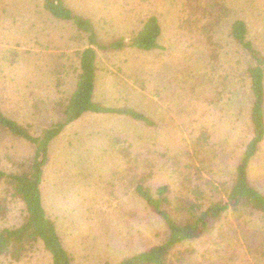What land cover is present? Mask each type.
<instances>
[{
  "label": "rangeland",
  "instance_id": "374dc122",
  "mask_svg": "<svg viewBox=\"0 0 264 264\" xmlns=\"http://www.w3.org/2000/svg\"><path fill=\"white\" fill-rule=\"evenodd\" d=\"M40 2L0 0V110L32 125L36 135L60 119L48 112L50 105L47 103L56 96V91L43 75V67L49 55L66 50L62 45L68 43L71 36L68 26L42 16ZM68 2L72 3L73 10L91 15L93 19L100 17L99 23L115 34L136 30L153 15L160 19L163 28L161 50L152 53L128 50L103 57L104 69L114 74L105 73L98 92L99 100L114 106H133L154 119L157 127L149 128L124 117L85 116L69 126L52 145L42 186L47 213L57 224L72 264H116L162 244L167 228L161 218L148 211L144 203L128 191L129 180L124 175L115 176L114 172L125 169L126 162L121 154L110 151L113 136L125 137L136 146L137 152L151 147L164 156L173 157L190 149L193 140L208 131L216 156L204 157L205 162L199 171L193 172L192 180H195L194 188L204 192L210 185L215 188L214 195L207 192L205 206L220 195L225 199L224 191L233 182L240 157L252 137L251 95L243 82L244 60L247 59L242 58L235 44L224 40L226 51L218 66L216 64L217 77L202 72L208 67L204 61L205 51L184 37L180 29L181 18H184L183 0ZM230 3L234 17L247 21L252 39L264 53V0H230ZM69 43L74 46V42ZM182 70L185 73L198 71L197 83L193 80L192 84L202 85L201 92L185 93L186 98H182L181 87L175 82ZM226 74H230L235 84L233 88L220 100L217 93L214 100H206L213 96L215 88L206 82L218 84V76ZM130 75L140 79V86L133 83ZM73 84L71 81L64 88L66 94L72 92ZM234 94V100L229 101L227 96ZM37 102L45 103L39 105L41 110L35 109ZM34 153L32 144L0 131V169L19 173L33 159ZM171 165L172 162L165 159L160 167L152 170L148 184L152 183L154 192L165 183L179 186ZM250 182L264 195V143L252 162ZM192 196L195 195L191 193ZM0 202L4 206L0 229L19 227L25 216L24 205L13 199L2 184ZM252 219L250 222L255 225L264 226V220ZM223 223L231 226L227 228L229 239L221 241L214 230L212 235L176 252L170 264H183L187 254L189 264H212L218 258L217 252L230 241L235 246L230 250L236 255L232 254L225 264H264V257L251 255L247 249L243 251L245 248L240 249L236 237H231L232 229H242L232 213ZM249 224L245 222L242 226L250 228ZM227 253L222 250L220 256L225 257ZM213 255L217 256L214 261L204 260ZM0 264H52V259L38 244L21 262L0 258Z\"/></svg>",
  "mask_w": 264,
  "mask_h": 264
},
{
  "label": "trees",
  "instance_id": "16d2710c",
  "mask_svg": "<svg viewBox=\"0 0 264 264\" xmlns=\"http://www.w3.org/2000/svg\"><path fill=\"white\" fill-rule=\"evenodd\" d=\"M230 4V0H183L184 18H181L180 29L184 37L191 39L205 51L204 61L208 67L205 68L206 72L201 71L209 77L210 74L217 77L216 74L219 73L216 64L218 66L224 54V40L235 44L242 58L247 59L244 60L246 62L243 82L251 95L252 137L240 157L234 180L224 191L225 199L220 195L214 201H209L207 206L203 204L207 192L214 195L215 188L210 185L206 192L194 188L195 180H192V177L193 172L199 171L201 164L205 162L204 157L216 156V149L210 143L211 136L208 131L195 138L190 149L182 150L173 157L164 156L161 151L151 147L138 149L137 152L136 146L125 137L113 136L110 151L121 154L126 162L125 169L114 172L115 176L124 175L129 180L128 191L131 190L148 211L161 218L167 228V236L162 244L116 264H170L171 257L176 252L200 241L214 230L224 242L230 238L227 228L231 226H225L223 223L229 213L241 223V230H231V237H236L240 242V249L244 247L243 251L247 249L251 255L264 257V226L250 222L254 217L264 220V195L250 182L252 162L258 157L260 147L264 143V53L252 39L247 21L234 17ZM40 8L42 16L68 26L71 33L68 43L62 45L66 50L49 55L43 67V75L56 91V96L47 103L50 105L48 112L60 119L50 127L44 128L40 135H36L32 131V125L13 119L0 110V131L35 147L33 159L21 172L13 173L0 169V184L8 189L13 199L22 202L25 208V216L19 227L0 229V258L21 262L41 244L51 256L52 264H72L71 256L63 246L57 224L48 215L43 199L42 186L51 147L69 126L87 115L124 117L149 128L157 127L154 119L133 106H114L99 100L98 92L101 79L105 78L106 72L109 73L104 69L103 57L116 56L128 50L142 53L161 50L163 28L160 19L153 15L146 18L140 28L119 35L102 26L99 23L100 17L93 19L91 15L73 10L72 3L68 0H41ZM104 34L107 37H104ZM69 42H74V46ZM188 70L189 67L186 71ZM181 73L176 76L175 82L181 87L182 98H186L185 93L192 92V95H196L199 90L202 91V85L199 87L192 84L193 80H198L197 70L194 73H185L182 70ZM195 74H198L197 77ZM229 75H219L218 84L214 81L206 82L211 88L215 86L213 96L210 95L211 98L206 100H214L215 93L219 95L220 100L225 92L233 88L234 82ZM131 76L129 78L133 83L140 86V79ZM71 81L74 83L73 89L68 95L64 88ZM229 93L233 94V91ZM235 96L229 95L227 98L232 101ZM40 104L45 105L44 102L35 103L36 110H41ZM165 159L172 162L173 174L176 175L179 186L172 187L170 183H165L154 192L152 183L148 182L152 177V170L160 167V163ZM110 188H114V185ZM191 193L195 196L191 197ZM3 212V202H0V216ZM247 218L251 219L248 221ZM245 222L250 223V228H243L242 223ZM218 224L220 226L217 227ZM231 243L230 241L225 246L220 245L223 249L217 252L218 258L213 255L204 260L212 262L217 258L212 264H225L232 254L236 255L235 251L230 250L235 247ZM222 250L228 251L225 257L220 256ZM185 256L183 264H189V255Z\"/></svg>",
  "mask_w": 264,
  "mask_h": 264
}]
</instances>
